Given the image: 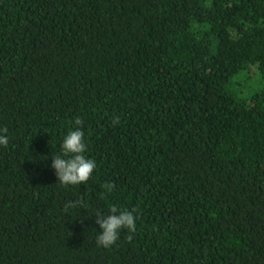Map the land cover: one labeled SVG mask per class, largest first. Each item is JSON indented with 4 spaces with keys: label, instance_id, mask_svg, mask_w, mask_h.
I'll return each instance as SVG.
<instances>
[{
    "label": "trees",
    "instance_id": "trees-1",
    "mask_svg": "<svg viewBox=\"0 0 264 264\" xmlns=\"http://www.w3.org/2000/svg\"><path fill=\"white\" fill-rule=\"evenodd\" d=\"M77 118L97 167L64 187ZM2 127L0 264H264V0H0Z\"/></svg>",
    "mask_w": 264,
    "mask_h": 264
},
{
    "label": "clouds",
    "instance_id": "clouds-1",
    "mask_svg": "<svg viewBox=\"0 0 264 264\" xmlns=\"http://www.w3.org/2000/svg\"><path fill=\"white\" fill-rule=\"evenodd\" d=\"M119 123V117L113 120V124ZM75 128L70 130L63 138L61 144L62 153L52 157L51 167L55 170L57 181L64 187L74 186L86 183L91 177L97 167L96 161L88 158L85 155L87 151V144L85 142V133L82 130L83 121L77 118L74 121ZM9 144L7 127L0 128V146L7 147ZM104 189L111 192L115 185L106 183L103 185ZM86 202L81 196L75 202H68L65 204V212L69 208L75 209L78 207H86ZM133 209H118L117 206H110L109 214L104 215L102 212L95 214L96 223L102 229V234L96 237L98 246L105 249L114 246L120 238L121 230H127L129 235L127 239L129 242L133 239V234L136 232V217Z\"/></svg>",
    "mask_w": 264,
    "mask_h": 264
}]
</instances>
